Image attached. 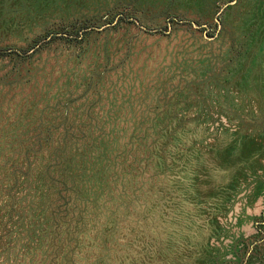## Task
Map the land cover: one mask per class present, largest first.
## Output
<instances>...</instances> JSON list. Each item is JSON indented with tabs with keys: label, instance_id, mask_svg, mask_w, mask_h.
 <instances>
[{
	"label": "rangeland",
	"instance_id": "1",
	"mask_svg": "<svg viewBox=\"0 0 264 264\" xmlns=\"http://www.w3.org/2000/svg\"><path fill=\"white\" fill-rule=\"evenodd\" d=\"M264 0H0V264H264Z\"/></svg>",
	"mask_w": 264,
	"mask_h": 264
},
{
	"label": "crops",
	"instance_id": "2",
	"mask_svg": "<svg viewBox=\"0 0 264 264\" xmlns=\"http://www.w3.org/2000/svg\"><path fill=\"white\" fill-rule=\"evenodd\" d=\"M263 60H264V58H263Z\"/></svg>",
	"mask_w": 264,
	"mask_h": 264
}]
</instances>
